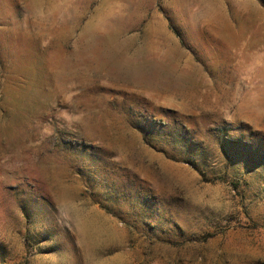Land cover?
Wrapping results in <instances>:
<instances>
[{"label": "rangeland", "instance_id": "rangeland-1", "mask_svg": "<svg viewBox=\"0 0 264 264\" xmlns=\"http://www.w3.org/2000/svg\"><path fill=\"white\" fill-rule=\"evenodd\" d=\"M0 264H264V0H0Z\"/></svg>", "mask_w": 264, "mask_h": 264}]
</instances>
